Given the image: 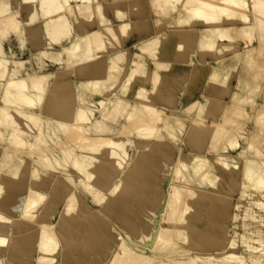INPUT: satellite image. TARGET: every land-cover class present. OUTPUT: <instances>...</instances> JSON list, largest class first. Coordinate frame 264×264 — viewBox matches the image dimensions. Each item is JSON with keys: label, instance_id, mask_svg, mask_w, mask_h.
<instances>
[{"label": "bare ground", "instance_id": "6f19581e", "mask_svg": "<svg viewBox=\"0 0 264 264\" xmlns=\"http://www.w3.org/2000/svg\"><path fill=\"white\" fill-rule=\"evenodd\" d=\"M24 1L33 24L38 0ZM39 1L50 46L70 37L67 12L81 32L61 52L38 55L65 67L27 75L21 59L9 67L0 40V264H200L212 255L194 250L234 249L232 208L249 191L264 194V0H150L158 33L137 43L132 59L99 56L139 27L129 16L145 13L143 0L118 9L117 25L104 18L103 30L83 23L102 13V0ZM12 11L0 0L1 30L22 39ZM77 71L96 78L77 82ZM97 94L109 100L100 118ZM121 116L112 137L107 120ZM122 136L132 146L127 162ZM223 251L217 264L246 263Z\"/></svg>", "mask_w": 264, "mask_h": 264}, {"label": "crops", "instance_id": "0c3cea01", "mask_svg": "<svg viewBox=\"0 0 264 264\" xmlns=\"http://www.w3.org/2000/svg\"><path fill=\"white\" fill-rule=\"evenodd\" d=\"M111 1L112 0H102L101 1L103 4L102 13H100L96 9L95 15H94V18L92 19V21H83V23L87 27V29H89V30H92V29L103 30L104 24L102 21L104 20V18L109 19L114 25H117L119 22V19L116 17L117 10L120 9L121 11H124V12L129 11V5H128L129 0L122 1L118 6L111 5L109 3ZM143 1L145 4V13L141 16H139L137 14H133V15L129 16V20L132 22H135V23L137 22L139 24V27H135L133 29V32L128 37L123 38L121 45L116 44V47L109 48L107 53L101 54L99 56L100 58L103 57V59H105V58L113 57L116 52L122 51V52H128L130 59H132L133 54L136 52L135 45L137 43L141 42L142 40L147 39L149 37H152L158 33L157 17H156V14L154 12L153 5L150 3V0H143ZM10 2H11V11L13 10L12 12H18L19 18L22 21V30H23L22 39H20L17 35L12 34L4 40V43H3L4 52H5V55L11 60L10 65H12V66H10V67H13V65H14V63L12 61H20V59L25 63V67L23 69L22 75H27L28 73H32L34 71L39 72L41 70V68L44 72H49V71H47V63L48 64L51 63L54 65H61L57 69L65 67V64H63V63L57 62V61H55L49 57L47 59L46 56H40L39 57L38 55L43 51H48L50 53L51 52H54V53L61 52L63 49L62 47L68 45L76 37V35L79 32H81V28L78 26V23L74 20L72 15L69 12H67V16L69 17L71 24H72V27H73V29L71 28L72 33H71L70 37L63 38L59 42H53L51 44V46H52L51 47L49 44L50 39H49L47 32H46V22L48 20V17H45L42 15L41 7H40V1L38 0V2L35 3V5H36L37 12L40 13V19L41 20L39 19L38 21H36L33 24H29L28 23V17H26V16H29V14L31 12V6H33L31 3H28L24 0H10ZM75 3L76 2H73L72 4L75 6L76 5ZM27 27H30V28H27ZM198 27H202V25H198ZM24 32H25V34H24ZM25 40L27 41V43ZM35 40H36V43H35ZM38 40H39V42H38ZM42 41L44 44L42 43ZM28 42H30V43H28ZM38 43H42V44H38ZM27 58H30V59H27ZM198 59H199V62H198ZM208 59L210 62L213 61V59L211 57H209ZM35 61H36V63H35ZM194 61L196 63H200L201 58H199V56L194 57ZM45 62H47V63H45ZM108 64H109V61H108ZM128 65H129V62L120 63V66L122 68L121 70L127 71ZM150 67L152 69H155V64L150 62ZM107 74H108V67L106 65L104 72H103V75L101 77L106 78ZM74 78L77 82H80L82 80L95 79L96 77L93 75H84L83 76V75L79 74V71H77ZM203 91H204V89L197 90L192 99L201 98ZM112 92H114L112 97H114L116 94H121V91L119 90V88L113 90ZM178 98H179L178 99L179 101L185 100L184 92L182 93V91L181 92L179 91ZM107 99H108V96L103 95V94H97L93 98L92 105L95 108V114L98 115L97 116L98 118L101 117L100 116L101 115V104H100V102L102 100L109 101ZM126 99H128V98H126ZM133 100L135 101V98H129L127 101L130 105H132L133 103H135ZM217 118L218 119L221 118L220 113H218ZM209 121L212 122L213 118L210 117ZM124 122H125V116H121L117 122L113 121L111 118L109 120H107L106 126L107 127L111 126V128L113 130L110 133V134H112V137L118 136L119 130L121 129ZM121 139L126 144V148H127V152H128L126 159H129L130 155L132 154V152H131L132 146L130 144L129 138L126 136H122ZM242 143H243V141H242ZM184 148L186 150L189 149L187 146H185ZM126 159H125V161H126ZM115 178H116V175L114 174L111 177V181H113Z\"/></svg>", "mask_w": 264, "mask_h": 264}, {"label": "rangeland", "instance_id": "374dc122", "mask_svg": "<svg viewBox=\"0 0 264 264\" xmlns=\"http://www.w3.org/2000/svg\"><path fill=\"white\" fill-rule=\"evenodd\" d=\"M10 35H12V33L7 32L5 30H1V26H0V40L2 41V43H4V40L8 38ZM1 55H5L4 46H2ZM129 65L127 67V71ZM60 66L61 65H54L51 63L47 64V71L53 72L57 70V68ZM2 82L3 81L0 80V84H2ZM226 101H229V98L226 99ZM97 116L98 115L95 114V118H98ZM27 120H26L27 132L29 133V138L34 139L35 135L37 134V128L35 127V125L32 124V122H30L28 118ZM219 120H221V118ZM250 129H251V125L247 126L246 131ZM178 144H180V146L185 147L182 141L179 142ZM127 160L128 159H126L125 162H127ZM64 171H65L64 169L63 170L58 169L56 171V174L62 176ZM89 197L90 196H88V201L90 205L96 207L95 204H93V202L91 201L92 199ZM234 198H235L234 203L236 204L238 195L234 196ZM260 201L264 202V194L260 192L249 191L248 195L242 197L240 208L239 209L232 208V212L230 213L232 216L237 213L238 219L236 221L231 219L228 222L229 227L232 228V234L235 235V240H236L235 248L234 249L227 248L225 249V251H223L221 250L222 247H217V248H212L209 251H204L202 253H200L197 250H194L195 254H201V256H205L206 254L208 255V253H210L212 255L210 256L214 259L208 262H200V264H217V261L215 260L219 258V256H222L220 254L222 251L229 253L236 252L237 254L242 255L245 258L246 261L245 264H264V207L262 208L261 206L258 205L257 202ZM235 231L236 234L234 233ZM116 236H118V234H116ZM248 245H252L253 247H255V249L249 248Z\"/></svg>", "mask_w": 264, "mask_h": 264}]
</instances>
